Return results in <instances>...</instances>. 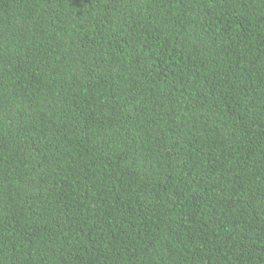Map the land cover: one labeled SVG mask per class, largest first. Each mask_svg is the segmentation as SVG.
Wrapping results in <instances>:
<instances>
[{"label": "trees", "instance_id": "trees-1", "mask_svg": "<svg viewBox=\"0 0 264 264\" xmlns=\"http://www.w3.org/2000/svg\"><path fill=\"white\" fill-rule=\"evenodd\" d=\"M0 264H264V0H0Z\"/></svg>", "mask_w": 264, "mask_h": 264}]
</instances>
